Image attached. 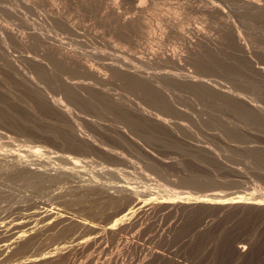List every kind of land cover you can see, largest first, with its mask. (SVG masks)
Returning <instances> with one entry per match:
<instances>
[{
    "label": "rangeland",
    "instance_id": "obj_1",
    "mask_svg": "<svg viewBox=\"0 0 264 264\" xmlns=\"http://www.w3.org/2000/svg\"><path fill=\"white\" fill-rule=\"evenodd\" d=\"M11 1L13 2V0ZM51 1L50 0H31L28 3L30 4L29 6L28 4L27 5L22 4L24 6L23 7L20 3H14L16 5L12 6V2L8 3L10 2V0L9 1L0 0V91H3L0 93V153L4 154V155L2 154L1 155L5 158V160H19V159L28 158L29 161L32 160L30 161L31 163L32 162L35 163L36 160L38 162L39 161L37 158L38 156L34 154V150L37 147L38 148L41 147L42 146L41 142L44 141V144L45 142H47L45 145L43 144L44 147L46 145L50 146L52 144L51 147L53 148V149H50L51 147H48L52 153L48 154L47 155L48 157H46V161L48 162V164L52 162L50 166H54V165L63 166L64 165V167H66V164L68 165V163H67V160L66 162L64 161L65 155L66 156L69 155L70 157L78 156L80 158L89 160L88 165L91 166L90 168V166L87 165L85 170L83 169L84 171L82 170L83 172L82 173L80 172V174H83L81 175V177H84V175L88 177V176H91L92 174L93 175L96 174L95 176H97V178H100L102 180H104V178L106 179L107 177L108 178L110 177L112 181L114 180L113 185L118 184L125 188L136 187L137 191L142 195L153 196L157 194V196L159 195L158 197H161L162 195H163L162 197H164L165 195L166 199L169 197L172 198L174 196L193 197V198H198L201 200H210L215 203H218V202H224V201H231L236 196H243L245 198H249L255 195L257 192H260L261 189H262L261 191L264 190V169H263L264 168L263 166L264 165V160H263L264 152H262L264 151V118L261 116L262 113H264V77H263L264 76L263 74L264 72V12H262L264 10V0H144L145 1L144 4L146 5L147 10L145 11L143 15L141 13L140 14L142 16V19H141L142 24L145 23L146 26L142 25L140 22V25L136 29H134L135 31L132 30L135 33L132 31L131 32L128 31L127 35L125 33L119 32V29H120L119 27L123 23L122 22L123 20L121 19H124L125 17L137 16V14L139 15V12L136 10V6L142 0H115L116 3L112 1L114 5L111 1H109V6H112V5L117 6L118 10H120L119 15H116L115 13L113 14L111 11L106 10L107 8L105 7V5L100 4V7L102 6L100 8L99 3L94 0H89V2H87L88 0H72V1L71 0H63V1L61 0L62 2H59L60 0H58L57 2H54V0H51ZM75 1H78V2H75ZM90 1H93L95 4L93 3L92 5L91 4L92 2ZM53 2L54 4L57 3V6L54 5ZM66 2H68L69 4ZM66 4L68 5L66 6ZM76 4L78 5L76 6ZM63 6H66V7H63ZM56 8H57V11L58 10L61 11V16L63 15L62 18H64L62 20L67 21L68 23L70 22L69 24L65 23L64 21L62 23L61 19L56 21L58 18L54 16V14L55 13L58 14V13L57 11L53 12V10H56ZM63 10H65V12L67 10V12L65 13ZM105 10H106V13L104 12ZM256 10H258V12ZM107 13L110 17L107 15ZM260 13H262V15ZM104 14L106 15L104 16ZM120 15L122 16L119 17ZM53 16L55 17V19H52L54 18ZM65 16L67 17L70 16V17L68 19L66 17L65 19ZM116 17L117 18L119 17L121 19L117 20ZM119 22L121 23V25ZM54 23L55 24L57 23L56 26L59 24L58 27L59 26L60 27L58 28L56 26H51V24L54 25ZM70 24L71 26H69ZM66 25H68V28ZM73 25H74L73 27L74 29L72 28ZM55 27L58 29L56 30ZM64 27H66L65 28L66 31L63 29ZM8 29L10 30L12 29L18 35L27 34L28 36L33 31L34 33L32 34H36L35 35L36 37L32 39L34 35L32 36L30 34V36H32L30 38V41L31 39L33 43L35 41L34 45L32 46L30 41H29L30 44L29 42L26 44H22V43H19L20 41L17 42L18 40L15 41L16 39L14 41L10 40L9 42V39L7 36L3 37V35H7ZM59 29L61 31L63 30V32H61ZM198 29L202 30L203 32L205 31V33L207 32L206 34L209 37L213 38L215 36L214 37L215 39L217 37H218L217 39H220L221 37H223V35L226 36L221 39L225 38L227 41H229L230 46L228 45L226 47L224 45L225 46L224 47L222 46L223 44L222 45L220 44V46L218 45L219 47L217 46V48L214 47L210 49L211 47L210 48L208 47L209 49L208 48L206 49V51L208 50V52H206L205 50L204 51L202 50L201 55H198V57L193 54L191 55L190 53L191 49L189 50L188 48H190L189 45H193L192 41L194 42L195 40H197L195 32L198 31ZM70 30L71 31L74 30L75 32L73 31L72 33L70 32L71 34L70 33L68 34V31ZM116 33L119 35H117ZM73 34L75 35L72 36ZM122 34H125L124 35L125 37L121 36ZM37 35L39 37H37ZM160 35H162V37ZM48 36L50 37L48 38ZM62 36L63 38H65L64 40H66L68 43L71 42L72 44L70 45L69 43L68 46L66 47V49L69 48L68 50L72 51V52L67 53V56H69L68 59L71 57L76 60V63H74L73 66L70 65L72 67L69 66L70 68L67 65H65V63L63 64L61 60H59L60 59V56H58L59 55V50H58L59 45H58V42L56 41L61 39ZM65 36H68V38L71 41ZM73 37L77 39L78 41H76ZM53 38L54 39L57 38V40H53ZM72 39L75 40V43H72ZM140 39H142L143 41ZM47 40H49L50 42ZM234 40H235V43H233ZM46 41L48 43H46ZM189 41L191 42L189 43ZM236 41L243 42V44L242 43L241 44L245 47V49L244 50L238 49L236 47V43H237ZM41 42H42V45H41ZM78 42L82 44L81 45L77 44ZM132 42L133 44H131ZM56 43H57V46H56ZM27 44H29L28 48L32 46L30 50H28ZM43 44H45V46ZM46 44H47V47H46ZM139 45L141 46L140 48H139ZM231 45L233 48H231ZM50 46H53V47H50ZM79 46H81L80 49L78 48ZM23 47H25L28 50V52ZM229 47L231 49H229ZM54 48H56V51ZM42 50L43 51L47 50V51L46 53L45 52L42 53ZM49 50L51 54L48 53ZM161 50L162 52L166 51V53L168 52L171 53L172 50L174 51L177 50L178 53H181V56H183V53L184 54L186 52L187 53L185 54V56L182 57L181 62L183 64L181 63V65L179 66L176 64L173 65L174 67L176 66V68L171 66L173 63L169 62L170 63L169 65V63L165 64L164 61H162V65L163 64L164 65L163 66L161 65V66L164 68H162L159 65L161 64V62L160 63L152 62L156 64H154V66L152 64H148L149 66L151 65L150 66L151 68L145 64V66L143 67L144 70L151 72V73H155L157 75H160L159 73H161V75L165 73L167 74L168 71H170L169 73H173V72L178 73L179 71L182 73L183 72L188 73L189 71H192V70L193 72H196L198 70V72H200L202 75L204 74L208 75L207 78H209L210 76L209 79H213V80L217 79V81L220 80V83H223L224 85L229 86V87L231 86L232 89L236 88V89H233V91H236L237 95L239 94L238 95L239 97H243L245 98V100L247 99V101H250V98H251L250 102L252 104H255L257 108L259 107L258 110L261 109L260 107H263V109H261L263 111L259 110L261 112L260 113L261 115L259 114V112H258V115H255V112L252 111L250 107H248L250 109L247 108L248 113H246L247 112V110L245 109L246 106L243 104H241L240 106L239 103H237L235 100H232L231 98L230 99L232 101L229 98L225 99V97L223 98L224 100H220L219 98L222 99V97H220V94L217 95L216 93L217 95L216 97L214 96L215 93L212 94L209 91H207L208 94L211 93L210 96L213 95L214 98L212 96L209 97L207 92L205 93L203 92V94H206V95H203L201 93L200 96H198L194 94L196 92L195 89L191 88L192 90H194L193 92L191 89H190L191 91L188 89L189 87L184 86V87H187L188 90H186L180 84H176L173 82L172 83L166 82L167 84L171 85V87L170 85H168L169 86L168 92L170 90H173L174 94L177 97L176 98L173 92L170 91V93H168L172 97V102L171 101L170 102L173 103L174 101L175 102L177 101L176 103H173L176 105L174 111L177 112V110L182 108L184 110V114H182L183 113L182 109H181L182 111L179 110V112L174 113V111L172 110L174 106L170 105L171 104L170 102L166 103V101H164L165 102L164 104L162 102L158 103L159 105L156 103L158 107L160 106V104H162L161 105L162 108L164 106L165 109L163 108V112H162V109H159L158 107H156L155 106L156 104L154 105L153 100L151 99L148 100L149 102L153 101V105H152L153 107H152L151 106L152 102L148 103L147 100L144 101V99H147V98H145L143 95L141 96L140 93L136 92L135 94L136 90L132 89L131 87H128V85L126 84H123L122 81L120 82L119 78L116 77V80L118 79L117 81L113 80L115 77H112V75H110L111 73L108 70V68L105 67L106 65L104 62L107 60L105 59V57H112V55H117V56L121 55V56L127 57L128 59H132V60H136V59L150 60V58L153 56L152 55L153 52H159V51L161 52ZM221 50H222V53H221ZM242 52L248 55H245ZM47 53L50 54V56ZM27 54L29 56H27ZM41 54L44 55L43 60L42 59L37 60V58H42ZM198 54H200V52ZM215 54L216 56H214ZM188 55H191L190 56L191 58L192 56H194L192 59L196 57L195 58L196 60L193 61L192 59L188 57ZM244 55L246 56L245 58H244ZM24 57L25 58L27 57V58L25 59ZM28 57H35L36 59L33 58L34 59L33 60ZM202 57L204 60H199V59H202ZM247 57L252 61L250 62ZM250 57H252V59ZM46 58H49V59H46ZM54 58L55 60L57 59L59 61L58 62L56 60V62H58V63H55L56 65L58 64L56 67H54L55 64H53L55 62ZM221 58H223V60ZM241 58L243 60V63L245 64H243L240 61ZM28 59L31 60V63H30L31 65H34L36 62L37 63L40 62V64L44 62L43 64L45 65H50V66L53 65L51 67L53 69L51 70V72H48L50 70L47 71V69L45 67L43 68V66L41 65L40 67L37 66L36 68L35 66L37 64H35L34 67H32L30 64H28L29 63ZM52 59H53V63H51ZM206 59L207 61L204 62ZM245 59H247L248 62L247 60L245 61ZM47 61L50 62V64H48ZM218 61L219 62L221 61L220 62L221 65L219 64ZM32 62H34V64ZM82 62H83V65H88V63L90 62L89 65L96 66V68L99 67L98 70L100 69V66H101L100 70L103 71V73L105 71H106L105 73H108V77L110 81L108 80L107 83L109 85L110 83L111 84L115 83V84L113 86L104 84L106 86H103L101 83L97 82L96 79H94V81H91L92 78L94 77L90 76V74L89 76H86L87 78H85L84 76L87 73L84 72L85 69L82 66ZM77 63L78 64L81 63V64L78 65ZM247 63H251V65ZM60 65H62V67L65 65L66 68L64 69L65 70L67 69V70L65 71L64 69H62V67H59ZM155 65L159 68H157ZM194 65H196V67ZM254 65L256 66L254 67ZM177 66L179 67V69H180V66L183 67L184 69L182 68L179 70L177 69L178 68ZM103 67L106 69H104ZM226 67L228 69H226ZM33 68H36V69L32 71ZM41 68L45 69V71L47 72L44 74L42 73L43 76H41L42 74L40 75V73L43 72V71H40V70H43ZM37 69L38 70L40 69V70L38 71ZM59 69L63 71H60ZM81 69L82 71L83 70L84 71L83 72L80 71ZM257 69H260L259 70L260 72ZM36 70L38 73L40 72L38 74L40 78L37 75V72L33 73ZM252 70L254 71L251 73ZM262 70L263 72H261ZM64 71L65 73H60ZM80 72H82L83 75ZM66 73L70 76L74 74L75 80L73 79L72 80L73 81L77 80L76 81L77 84L80 83L82 86L85 83L84 89H86V87L90 85L91 82H92L93 88H90V90L94 89L95 88L94 86H96V88L99 87V88H104L106 90H109L110 87L117 88L120 85L119 86L120 89L112 88L113 91L112 90H109V91L114 92V91H118L119 89L118 92H120L119 93L120 95L117 92H116L117 94L116 93L115 94L120 97L122 95L125 96V97L122 96L121 98L119 97L121 99V102L122 100L124 102L127 101L128 103H124V102L122 103L124 105L127 104L125 106H128L129 108L133 107V110H135L134 112H136L137 115L140 114L139 116L141 117L138 116V122L131 124L129 123L127 116L124 117V115H121V114L119 118V114L116 113V111H113L112 107L109 106L108 108L107 107L108 104L103 103L102 101L101 102L99 101L100 102L99 103L98 102L99 99L98 100L95 99L96 101L94 99L93 101L88 100L87 101L88 104H86V100L85 102L84 100H82L81 103H79L81 100L79 98L80 100L77 102L76 101V99L78 100L77 96L75 97L76 98L75 99L74 97H72L74 96V95H71L72 93L70 94L71 96L69 95L70 91H68L64 85H63L64 86L63 88L61 87L62 86V82H61L62 76L61 78L59 76L66 74ZM77 73L79 74V76ZM35 74L37 75L38 78H36ZM50 74L53 76H51ZM76 75L79 77V79L82 78L83 80L82 79L79 80ZM27 76L34 77L33 79L35 80L37 79V82L40 85V87L42 86L41 88L45 89L50 97L52 98L55 97L54 99L56 98L60 99L67 106L71 105L70 107L73 109V113H77V114H73L74 116L73 118L75 122L78 124L82 122L81 124L82 125L84 124L83 126L87 134H89L90 136V133H91L92 135L91 137H94L99 144L102 145V142H103V145H102L103 147H108L109 145V149H112L114 145L113 149L117 151L118 153H120L125 158L124 162L126 163L122 162V160L120 162V160L116 158L115 160L113 157H112V160H110L111 157L109 158V156L103 155L98 150L97 151L92 150V153H91L90 151L91 149H89V152H90L89 154L88 149H87L83 152L82 151L78 152V154H80L78 155L76 151H74L73 149L69 150L70 148L68 146L65 147L66 145L60 143V141L56 142L55 138L57 137H54V136L55 135L60 136L61 132L63 131L62 127L64 125L68 126L69 123L65 120H64L65 122H63V120L60 117H58V115L54 114L50 109H48L49 107L48 108L46 107L44 101L40 102L39 99H42L41 97H38V95L40 96V93L37 94L36 91L35 93H33L34 90L27 83ZM38 79H42V80L40 81ZM81 82H84V83H81ZM117 82L119 83V85ZM227 82H230V83H227ZM26 84H28L29 86ZM121 85L127 86V87H123ZM178 85L182 87L183 89L181 88L180 90L179 89L180 87H178ZM89 87H91V85ZM121 87L123 89H121ZM28 88L29 89L31 88L33 91L32 90L27 91ZM172 88L177 89L178 92L174 91V89ZM62 90L66 92H63ZM127 90H129L130 92L134 90L133 92L135 94L136 100L135 99L132 100L134 98V96L132 95L134 94L127 92ZM122 92H124L125 94H123ZM191 92L193 94H189ZM62 93L67 94L66 96L68 97L66 98V96L63 95ZM171 93L173 94L176 100L173 99L174 97L172 96ZM35 94L37 95L36 97L38 98L35 97ZM126 94H128V97L132 98L129 100L130 102L127 100L129 98L128 97L126 98ZM137 94H139V96H137ZM201 95H203L204 97L203 96L201 97ZM7 96L9 98H6ZM221 96H224V95H221ZM61 97H63L64 99H61ZM70 97H72L73 99ZM140 97H142L143 100L140 99ZM15 98L17 99L15 100ZM65 98L66 99L69 98V99L65 100ZM35 100L37 101V103H35L36 102ZM70 100L71 101L73 100L72 103L70 102ZM228 100H230V102H227V104L224 103L225 101H228ZM254 100L257 102H255ZM135 101L138 103L141 102L140 104L142 106L137 105L138 103H135ZM178 101L181 103V105ZM68 102H70L69 105L67 104ZM73 102H77V103L74 105ZM231 102L237 103L236 108L239 106L241 108L243 105L246 111L243 110L242 108L241 110H239L240 108L236 109L235 105L234 104L232 105ZM33 103L36 104V107ZM40 103L41 104L43 103V104L41 105ZM130 103L132 104L135 103L136 105L135 104L132 105ZM144 103L149 104L150 106L146 104L145 106L143 105ZM84 104L85 106H87L86 108H83ZM98 104L100 105L98 106ZM76 105L78 106L76 107ZM166 105H169L168 106L169 109H171V107L172 109L168 110V107ZM177 105H180L179 106L180 108L178 107L177 109ZM33 106L35 107V109H33ZM143 106L145 110H142ZM154 106H155V109H154ZM106 107L108 109L110 108L111 109L109 111H106L108 110L106 109ZM134 107L136 108L134 109ZM84 109H86L88 113H86ZM147 109L151 113L148 112ZM83 110L85 114L83 113ZM140 110H142L144 113L142 112L139 113ZM168 111H171V113H169ZM239 111H243L245 114ZM145 112H147L146 114L148 115L150 113L151 119L154 117V115L155 116L157 115L156 116L158 117L157 119L154 120V118H156L154 117L151 120L152 122H156V123L159 122L157 124L153 123L156 126L157 125L159 126L160 122L163 124V120H164L163 118H165V115L168 116V114H170L173 116L171 117L169 115L168 118L166 116V119H165L166 124H163V125L161 124L162 126L160 125L159 127H156L154 129L151 121L144 120L146 116ZM251 112L252 113L254 112V114L252 115ZM157 113H160V114H157ZM4 114H7V115H4ZM116 114H118L117 119H120L119 122L121 121L120 122L121 125H119L120 123L116 120ZM249 115H252V116H249ZM79 117L81 121L77 119ZM86 117L87 119L90 118V120L86 119L87 124L84 122ZM125 119H127V121ZM122 120H125V122ZM142 120L146 121V123H143L144 126L148 125V128L144 127L145 129H148V132L146 131L147 134L146 132L144 133L145 129H143V124L139 122V121L142 122ZM167 120H169V122L171 121L170 122L171 125L168 124L169 122ZM88 121L90 124H92L90 125L91 129H90V126L88 125ZM115 122H118V123H115ZM60 123L64 125L62 126ZM126 123L129 125V127H127L128 125L127 126L125 125ZM137 123L138 124L140 123L142 125V127H140V130H143L142 132L146 134L145 136L144 134L141 133V131L138 132L139 128H135L137 126L138 127L140 126V125H137ZM147 123H151L152 125L147 124ZM122 124H124L125 126ZM167 124L170 127H173V125L175 124L176 127H173L172 129L170 127H167L168 126ZM99 126L100 127L105 126L108 129H106L105 127L104 128L102 127L99 129ZM130 126L134 130L131 129ZM123 127L128 130L126 134H128L127 136H129L127 137L128 140L131 138L129 141L127 140L126 136H123L125 133V131L121 129ZM162 127L164 129L168 128L169 130L167 129L166 131L169 133H166L165 130L162 129ZM34 128L36 129V131ZM109 128L111 130H109ZM157 128L161 129L160 130L161 135L159 134L158 132L159 129ZM42 129H44L43 133L46 131V129L49 131V132L48 131L45 132L47 134L44 133V137L46 138V140H42V139H45L41 131ZM95 129L98 131H96ZM53 130H54L53 132L54 134L51 132ZM58 130L60 131V133ZM94 130H95V133H94ZM107 130L108 132H106ZM121 130L123 131V133H120L122 132ZM135 130L137 131V133ZM175 130L176 131L179 130L178 132H176L177 134L176 133L173 134ZM99 131L101 134L99 133ZM131 131H135L134 135L132 136L130 135V134H133V132ZM150 131L151 133L149 134ZM153 131H155V133H157L158 135L154 134ZM36 133L38 134L35 135ZM55 133H57L58 135ZM96 133H98V136ZM111 133L112 135L114 134L115 135L114 136L109 135ZM138 133L142 134V135L140 134L141 135L140 137L141 138L144 137L143 139L147 138L148 134H149L148 137L150 136L153 137L155 135L154 136L155 138L153 137L154 139H152L150 137V139L149 138L145 139V140H150V142L147 144L148 141L147 142L145 140L142 141V139L139 138V136H137ZM162 133H165V135L167 134L169 136L167 137V135L165 136ZM170 133H172V135ZM116 134H119V135H116ZM108 135H109V138L111 139L108 138ZM34 136L36 137L39 136V137L36 138ZM115 136H117V138ZM124 137L126 141L123 139ZM101 138H104V140L105 138H107L106 139L107 142L106 140L102 141L103 139L101 140ZM114 138L116 139L114 140ZM135 138L138 140L137 142ZM49 140H52V142ZM100 141L102 142L100 143ZM127 142H130L129 143L130 145ZM138 142H141V143H138ZM131 143H134V144L132 145ZM53 144H56V146H54ZM141 144H143V146ZM194 144L195 145L197 144L196 145L197 148ZM63 145L65 149H62L64 148L62 147ZM138 146H141V147H138ZM200 146H203L202 147L203 149L199 148ZM255 148L256 149L259 148V149L256 150ZM58 149L63 150V151L65 150V151L59 152ZM260 149H263V150H260ZM28 150L33 153L31 157H30L31 152H29ZM209 151L210 152L212 151V153H210ZM69 152L72 154H70ZM58 153L59 155H57ZM50 156H52L53 158L52 157L50 158ZM55 156L57 157L59 156V158L57 157L56 158L57 160L59 159L61 161L59 160L57 161L56 159H54ZM256 156H258V158H256ZM35 157L37 159H34L35 161H33L32 158H35ZM60 157H63V159H61ZM106 157H108L109 160H107ZM4 158L0 159L1 166L5 161ZM48 158L50 160H48ZM113 159L115 160V162ZM261 160L263 161L261 162ZM93 161H94V164L92 163ZM2 167H0V192H1L0 194V264H20L23 260L24 261L26 259L30 260L32 259L33 256L35 258V255L37 256V254H38L37 257L41 255H47L50 253V251L52 253H55L56 255L54 256L55 260L53 258L54 262L51 261L52 259L51 260L49 259V261L46 260V262L42 261L41 264H44V263L45 264H264V232H262L263 231L262 226L264 224V217H263L264 215L262 213H259V214L251 213V211H247V210L237 212L235 210H227V209H223L220 207L210 208V209L198 207V208L184 209V210L180 209L176 211H169V210L165 211V209L163 210L158 209V210H155L156 212L148 211V213H144L143 215H141L140 219L138 218L139 220L136 221L138 222L137 223L138 225H136L135 222L132 224L133 227L129 225L128 226L129 229H127L128 231H126L125 229L124 230L125 232L121 233L122 235L121 237H118L120 234L115 236L117 238H115L114 236L110 237L109 235L105 234V231L103 229L102 230L100 229L97 232H92V230H90V232L92 233L91 234L89 231H86L79 227L73 228V226L71 227V225L66 226V229H65V226L63 227V225L60 224V221H58L56 217L51 215L52 212L61 210L67 215H70V216L74 215L73 217L79 218L86 222L88 221L89 223L91 222L90 224L93 223V225H97V226L101 225L100 227H103L107 224L115 223L114 222L115 219L117 217L120 218L122 216L121 206L117 204L115 206L113 205L114 203L111 204L109 202L110 200H106V199H103L104 201H106V202H103V200L101 198L99 199V197L89 198V201L91 199L90 202L87 200L88 198L80 199V200L79 198H76V199L73 198L74 200L73 199L71 200L70 199L71 197H69V195H67L66 197L65 196L63 197L62 194L64 193V191L60 193L59 190L62 188L61 189L62 191L64 186H66L68 189L70 187L71 189L72 186L76 183L75 181L78 180V178H76L77 180L73 178L68 179V180L67 179L60 180L61 182L58 181L56 182V184H54V182L52 183V182H43V181L33 183V182H28V180L25 181L24 179L18 176H14L11 174L8 175V173L5 176V171L3 170ZM117 170H119L118 172L120 174L117 172ZM88 171L90 173H87ZM12 180L15 182H13ZM24 181H25V184H24ZM58 183H60V186ZM66 187H64V190H66ZM54 189H55V192L53 191ZM30 193H34V194H30ZM31 196H33L34 199ZM43 196L46 198H44ZM66 198H68V200ZM56 199H58V201ZM61 199L62 201H60ZM97 199H99L100 202ZM78 200H79V203H78ZM73 202L76 204H74ZM64 203L68 207L64 206L63 205ZM35 206L36 208H34ZM41 207L45 209L41 210ZM47 208L48 210L45 211ZM38 209L40 213L39 212L36 213ZM31 210L33 211L35 210V211L33 212ZM43 212L45 214H43ZM31 213L34 215H32ZM38 213L39 215L37 216ZM47 213H51V214L46 215ZM40 214H43V215H40ZM260 214H262V217ZM35 216H37L38 218L36 219ZM40 216L42 219L44 218L45 221L44 220L42 221V219L40 220L39 219ZM47 216H50V217H47ZM51 216H53L54 218ZM34 219L35 221L38 219L39 220L38 222L37 221L35 222ZM47 221L49 224L47 223ZM49 221L53 223L54 221H58L59 223L57 224V222H55L56 224L52 223L51 225V222ZM37 223L39 224L36 225ZM58 227H60V229ZM26 231L27 232L29 231L30 235L29 233H27L26 235L25 234ZM20 234H25V235H20ZM98 234L100 235L99 236L100 238L98 237ZM23 236L24 238L26 236V239H25L26 241H27V238L30 240H28L29 242L22 241L20 244L21 245L24 244V246H21L19 244L20 245L19 246L20 250H19V247L15 244L17 240H20ZM59 236H62V237H59ZM14 237L15 238L17 237V240L15 239V242H13ZM30 237H32L33 239L31 240ZM75 237L76 238L78 237L80 241H84V242H86L85 239L90 238V239H87L88 241L86 242V245H87L86 248L88 250L86 248L80 249L77 251L75 250V251H72V253L75 252L73 254L69 252V254L66 253L63 256L61 255V257H59L60 256V255L58 256L59 249L62 248V246H66L67 244H69L67 243V241L72 240V239L74 240ZM9 242L10 244H8ZM88 242L90 244H88ZM249 242H251L250 245L252 247L249 245ZM241 243L247 245V247L249 245L248 247L249 250L246 253L247 255L245 254L244 256H242V259L240 258L241 257L240 255L239 257L237 256V253L235 251L236 246L238 244L240 245ZM6 245H10L13 247L15 246L17 249L15 247L14 248L9 247L10 248L9 250V248L7 247V251H6L5 250ZM17 250H18V253H17ZM13 251H16V252L13 253ZM27 257H29V259Z\"/></svg>",
    "mask_w": 264,
    "mask_h": 264
},
{
    "label": "bare ground",
    "instance_id": "obj_2",
    "mask_svg": "<svg viewBox=\"0 0 264 264\" xmlns=\"http://www.w3.org/2000/svg\"><path fill=\"white\" fill-rule=\"evenodd\" d=\"M9 1V0H8ZM29 1H31V0H13V2L10 0V2H8V3H11L12 2V6L13 5H16V4H14V3H20L21 5L23 4V5H27L28 3H29ZM51 1V0H50ZM58 0H54V2H57ZM63 1V0H62ZM61 0L59 1V2H62ZM72 1V0H71ZM94 1H96V2H98L99 3V7H100V4L101 5H105V7L107 8L106 10H109V11H111L113 14L115 13L116 15H119L120 13H119V11L120 10H118V8H117V6H113L114 5V3L112 2V1H114L115 3H116V1L115 0H94ZM109 1H111L112 3H113V5L112 6H109ZM52 2V1H51ZM54 2H53V4H54ZM75 2H78V1H75ZM83 2V1H82ZM87 2H89V0L87 1ZM90 2H92L91 4L93 5V1H90ZM144 0H142L140 3H138V5L136 6V10L139 12V15L137 14V16H132V17H125L124 19H121V18H119V17H121L122 15H120L118 18L116 17V19L117 20H123L122 22V25H121V23H120V29H119V32H122V33H125L126 35L128 34V31H132V30H134V29H136L139 25H140V22L142 21L141 19H142V16H141V14L143 15L144 13H145V11L147 10L146 9V5L144 4ZM66 3H68V2H66ZM74 3V2H73ZM79 3H81V2H79ZM19 4V5H20ZM58 4H60V3H58ZM69 4V3H68ZM68 4H66V6L68 5ZM86 4V3H85ZM84 4V5H85ZM95 4V3H94ZM97 4V3H96ZM22 5V6H23ZM30 4H28V6H29ZM54 5H56L57 6V3L56 4H54ZM65 5V4H64ZM78 4H76V6H77ZM60 6V5H59ZM66 6H63V7H66ZM21 7V6H20ZM24 7V6H23ZM53 7H55V6H53ZM61 7V6H60ZM62 7V8H63ZM73 7V6H72ZM102 7V6H101ZM100 7V8H101ZM150 7V6H149ZM148 7V8H149ZM58 8V7H57ZM57 8H56V10H53V12L54 11H57ZM79 8V7H78ZM90 8V7H89ZM93 8V7H92ZM96 8V7H95ZM99 8V9H100ZM60 9V8H59ZM64 9V8H63ZM66 9V8H65ZM77 9V8H76ZM80 9H81V7H80ZM83 9V8H82ZM150 9V8H149ZM263 9V8H262ZM84 10V9H83ZM86 10V9H85ZM98 10V9H97ZM102 10H104V9H102ZM106 10L104 11L105 13H106ZM259 10H261V9H259ZM64 12H65V10H63ZM108 11V12H109ZM257 12H258V10H256ZM66 12H67V10H66ZM65 12V13H66ZM71 12V11H70ZM73 12V11H72ZM89 12V11H88ZM262 12H264V10L262 11ZM57 13L58 14H54V16H56L58 19L56 20V21H58V20H62V19H64V18H62L63 17V15L61 16V11L60 10H58L57 11ZM141 13V14H140ZM254 13H256V12H254ZM122 14V13H121ZM135 14V13H134ZM149 14V13H148ZM261 15H262V13H260ZM106 14H104V16H105ZM107 15H108V13H107ZM53 16V17H54ZM79 16V15H78ZM77 16V17H78ZM109 16V15H108ZM129 16V15H128ZM66 17L67 16H65V19H66ZM70 16H68L67 17V19L69 18ZM102 17V16H101ZM107 17V16H106ZM110 17V16H109ZM112 17V16H111ZM144 17V16H143ZM105 18V17H104ZM115 18V17H114ZM123 18V17H122ZM145 18V17H144ZM52 19H55V17L54 18H52ZM73 19V18H72ZM71 19V20H72ZM108 19V18H107ZM147 19V18H146ZM145 19V20H146ZM115 20V19H114ZM166 20V19H165ZM63 21L64 20H62V23H63ZM113 21V20H112ZM112 21H111V23H112ZM163 21V20H162ZM53 22H55V21H53ZM53 22H51V23H53ZM65 23H68L67 21H64ZM72 22H74V21H72ZM165 22V21H164ZM61 23V24H62ZM70 23V22H69ZM68 23V24H69ZM114 23V22H113ZM162 23V22H161ZM169 23V22H168ZM177 23V22H176ZM57 24V23H56ZM56 24L54 23V25H52L51 24V26H56ZM60 24V25H61ZM72 24V23H71ZM71 24L69 25V26H71ZM74 24V23H73ZM117 24V23H116ZM141 24H142V22H141ZM149 24V23H148ZM171 24H172V22H171ZM59 25V24H58ZM58 25L56 26V27H58ZM142 25H145V23L144 24H142ZM62 26V25H61ZM64 26V25H63ZM67 26V28H68V25H66ZM76 26V25H75ZM146 26V25H145ZM161 26V25H160ZM159 26V27H160ZM163 26V25H162ZM165 26H167V25H165ZM169 26V25H168ZM173 26H174V24H173ZM55 27V29L57 30L58 28H56ZM74 27V25L72 26V28ZM115 27V26H114ZM117 27V26H116ZM152 27V26H151ZM51 28H53V27H51ZM65 28L66 27H64L63 29L65 30ZM71 28V27H70ZM69 28V29H70ZM142 28V27H141ZM140 28V29H141ZM144 28V27H143ZM163 28H165V27H163ZM204 28V27H203ZM60 29H62V28H60ZM59 29V30H60ZM74 29V28H73ZM170 29V28H169ZM174 29V28H173ZM178 29V28H177ZM202 29V28H201ZM58 30V31H59ZM148 30V29H147ZM162 30V29H161ZM61 31V30H60ZM66 31V30H65ZM64 31V32H65ZM74 31V30H73ZM73 31H68V34L71 32H73ZM77 31V30H76ZM118 31V30H117ZM135 31V30H134ZM134 31H132V32H134ZM138 31V30H137ZM141 31V30H140ZM143 31V30H142ZM195 31V30H194ZM61 32H63V30L61 31ZM75 32V31H74ZM116 32V31H115ZM32 33H34L33 31L30 33L32 36H30V34H29V36L27 35V34H23V35H18V34H16L12 29L10 30V29H8L7 30V35H3V37H5V36H7L8 37V39H9V42H10V40H15V41H17V42H19V43H22V44H26V43H28L29 41H30V38L32 37V39H34V37H36L35 35L36 34H32ZM56 33V32H55ZM60 33V32H59ZM58 33V34H59ZM67 33V32H66ZM70 33V34H71ZM77 33V32H76ZM135 33V32H134ZM141 33V32H140ZM162 33H164V32H162ZM207 33V32H206ZM205 33V31L203 32L202 30H199L198 29V31H196L195 32V34H196V39L197 40H195L194 42L192 41V43H193V45H189L190 46V48H188L189 50L191 49V51H190V53H191V55L193 54V55H196L197 57H198V55H201V51L203 50H205L206 51V49L209 47H211L210 49H212V48H214V47H216L217 48V46L219 45L220 46V44L222 45V46H228L229 45V41H227L225 38L224 39H221V38H223V37H226V36H224L223 35V37H221L220 39H215L214 37L212 38V37H209V36H207V34ZM222 33V32H221ZM225 33V32H224ZM4 34V33H3ZM117 34V33H116ZM125 34H122L121 36H124ZM143 34V33H142ZM145 34V33H144ZM185 34V33H184ZM194 34V35H195ZM214 34V33H213ZM75 34H73L72 36H74ZM78 35V34H77ZM117 35H119V34H117ZM182 35V34H181ZM209 35V34H208ZM215 35H216V33H215ZM227 35V34H226ZM133 36H135V35H133ZM132 36V37H133ZM137 36V35H136ZM161 37H162V35H160ZM211 36V35H210ZM221 36V35H220ZM37 37H39L38 35H37ZM50 36H48V38H49ZM53 37V36H52ZM65 37H67L68 38V36H65ZM125 37V36H124ZM127 37V36H126ZM129 37V36H128ZM147 37V36H146ZM195 37V36H194ZM41 38V37H40ZM44 38V37H43ZM42 38V39H43ZM72 38V37H71ZM74 38V37H73ZM122 38V37H121ZM159 38V37H158ZM183 38V37H182ZM32 39H31V44H32V46L34 45V43H35V41H34V43L32 42ZM65 38H63V36H62V38L61 39H59L58 41H56V42H58V47L60 48H58V50H59V55L58 56H60V59H59V57H58V59L59 60H61L62 62H63V64L65 63V65H67L68 67L70 66V65H72L73 66V64L74 63H76V60L75 59H73V58H69L68 59V57L69 56H67V53H69V52H72V51H69L68 49H66V47L68 46V44L70 43V45H72L71 44V42H67L66 40H64ZM69 39V38H68ZM67 39V40H68ZM75 39V38H74ZM72 39V43H75V40L76 41H78L77 39ZM125 39V38H124ZM133 39V38H132ZM143 39V38H142ZM142 39H140V40H142ZM161 39V38H160ZM35 40H36V38H35ZM51 40V39H50ZM53 40H57V38H53ZM70 40V39H69ZM130 40V39H129ZM12 41V42H13ZM47 41H49V40H47ZM46 41V43H48ZM71 41V40H70ZM80 41V40H79ZM143 41V40H142ZM30 42H29V44H30ZM50 42V41H49ZM52 42V41H51ZM147 42V41H146ZM188 42V41H187ZM191 41H189V43H190ZM231 42V41H230ZM233 42V41H232ZM237 42V41H236ZM14 43H16V42H14ZM137 43V42H136ZM141 43V42H140ZM161 43V42H160ZM191 43V44H192ZM233 43H235V40H234V42ZM243 44V42H241V41H238L237 43H236V47L238 48V49H241V50H244L245 49V47L242 45ZM21 44V45H22ZM29 44H27V48L29 47L28 45ZM52 44V43H51ZM77 44H80V42H78ZM82 44V43H81ZM80 44V45H81ZM131 44H133V42L131 43ZM139 44V43H138ZM142 44V43H141ZM188 44V43H187ZM20 45V46H21ZM41 45H42V42H41ZM44 46H45V44H43ZM75 45V44H74ZM32 46H30V48L32 47ZM48 46H49V44H48ZM56 46H57V43H56ZM218 46V47H219ZM224 46V47H225ZM230 46V45H229ZM247 46V45H246ZM22 47V46H21ZM46 47H47V44H46ZM46 47H45V49H46ZM50 47H53V46H50ZM54 47H55V45H54ZM80 47L81 46H79L78 48L80 49ZM135 47V46H134ZM141 46L139 45V48H140ZM23 48H25V47H23ZM30 48H28V50H30ZM41 48V47H40ZM161 48V47H160ZM208 48V49H209ZM222 48V47H221ZM220 48V49H221ZM231 48H233L232 47V45H231ZM230 47H229V49H231ZM248 48V47H247ZM26 49V48H25ZM44 49V50H45ZM50 49H52V48H50ZM55 49V51H56V48H54ZM27 50V49H26ZM28 50H27V52H28ZM68 50V51H67ZM136 50V49H135ZM186 50H187V48H186ZM233 50V49H232ZM237 50V49H236ZM47 51V50H46ZM46 51H43L42 50V53H46ZM74 51V50H73ZM157 51V50H156ZM173 51V52H172ZM171 51V53H166V51L165 52H162V50H161V52L159 51V52H153V56L150 58V60H147L146 58V60H143V59H136V60H132V59H128L127 57H124V56H121V55H112V57H105V59H107L104 63H105V67H107L108 68V70L110 71V75H112V77H115L113 80H116V77L117 78H119V81L121 82H123V84H126V85H128V87H131L132 89H134V90H136L135 91V94H136V92L137 93H140V95L142 96H144L145 98H147V99H144V101L145 100H153L154 101V105L157 103H160V102H162L163 104L165 103L164 101H166V103H168V102H172V97L170 96V94H168V93H170V91H172L173 92V90H170L169 92H168V85H170V84H167L166 82H173V83H176V84H180L182 87H184V86H187V87H189L188 89L190 90L191 88L192 89H195V95H198V96H200V94L202 93L203 94V92L205 93V92H207V91H209V92H211L212 94L213 93H215V95L214 96H216L217 97V95L218 94H220V97H222V99L221 98H219L220 100H224L223 98L225 97V99H227V98H231L232 100H235L237 103H239L240 104V106H241V104H243V105H245L246 106V110H247V112L246 113H248V109H252V111H254L255 112V115H258V112H259V114L261 113L260 111H263V110H261V109H263V107H260L261 109H259L258 110V108H257V106L255 105V104H252L250 101H251V98H250V101H247V99L245 100V98H243V97H239L238 95H237V93H236V91H233V89H236V88H231V86L229 87V86H226V85H224L223 83H220V80L219 81H217V79L216 80H213V79H209L210 78V76H209V78H207L208 77V75H205L204 73V75H202L200 72H198V70L196 71V72H198V73H200V74H198V73H196V72H193V70L192 71H189L188 73H186V72H176V73H169L170 71H168V73L166 74L165 72V74H163V75H161V73H159L160 75H157V74H155V73H151V72H148V71H146V70H144V66H145V64L146 65H148V64H152L153 66H154V64H156L157 62H161V64H159L160 66L162 65V61H164V63L166 64V63H173L171 66H173V65H181V60H182V57L183 56H185V54L187 53H183V56H181V53H178L177 52V50H172ZM196 51V52H195ZM210 51V50H209ZM213 51V50H212ZM228 51V50H227ZM226 51V52H227ZM235 51V50H234ZM26 52V53H27ZM52 52V51H51ZM54 52V51H53ZM200 52V54H198ZM206 52H208V50L206 51ZM247 52H249V51H247ZM246 52V53H247ZM251 52V51H250ZM48 53H50V50H49V52ZM47 53V54H48ZM78 53V52H77ZM189 53V54H190ZM210 53V52H209ZM216 53V52H215ZM221 53H222V50H221ZM223 53H224V51H223ZM235 53V52H234ZM242 53H244V52H242ZM51 54V53H50ZM50 54H48L49 56H50ZM53 54V53H52ZM204 54H206V53H204ZM230 54V53H229ZM228 54V55H229ZM238 54H239V52H238ZM245 54V53H244ZM42 55V58H37V60L39 59V60H43V54H41ZM40 55V56H41ZM56 55V54H55ZM70 55V54H69ZM74 55V54H73ZM191 55H188V57L190 58V59H192L194 56H192V58L190 57ZM210 55V54H209ZM224 55V54H223ZM237 55V54H236ZM243 55V54H242ZM245 55H248V54H245ZM244 55V58L246 57ZM27 56H29L28 54H27ZM76 56V55H75ZM74 56V57H75ZM78 56H79V54H78ZM214 56H216V54L214 55ZM219 56H221V55H219ZM238 56V55H237ZM250 56V55H249ZM253 56V55H252ZM45 57H47V56H45ZM52 57H54V56H52ZM52 57H50V58H52ZM73 57V56H72ZM77 57V56H76ZM150 57V56H149ZM187 57V56H186ZM204 57V56H203ZM203 57H202V59H199V60H204L203 59ZM208 57V56H207ZM229 57V56H228ZM25 58V57H24ZM27 58V57H26ZM25 58V59H26ZM28 58H31V59H33V58H35V57H28ZM55 58H57V57H55ZM55 58H54V63H53V59L51 60V63H53V64H55V63H58V62H56V60H55ZM78 58V57H77ZM140 58V57H139ZM196 58V57H195ZM192 59L193 61H195L196 59ZM211 58H212V56H211ZM218 58V57H217ZM227 58V57H226ZM240 58V57H239ZM238 58V59H239ZM248 58V57H247ZM251 59H252V57H250ZM36 59V58H35ZM46 59H49V58H46ZM149 59V58H148ZM215 59V58H214ZM222 60H223V58H221ZM249 59V58H248ZM29 60V63L28 64H30L31 63V60L30 59H28ZM27 60V61H28ZM34 60V59H33ZM32 60V61H33ZM79 60H81V59H79ZM221 60V61H222ZM247 59H245V61H246ZM254 60V59H253ZM46 61V60H45ZM87 61V60H86ZM167 61V62H166ZM207 61V59L204 61V62H206ZM220 61V62H221ZM236 61V60H235ZM238 61V60H237ZM242 63H243V60H242V58H241V60H240ZM244 61V62H245ZM249 61L251 62L252 60H250L249 59ZM255 61V60H254ZM43 62V61H42ZM48 62V61H47ZM81 62V61H80ZM85 62V61H84ZM152 62H156V63H152ZM219 62V61H218ZM220 62H219V64H220ZM240 62V63H241ZM247 62H248V60H247ZM33 64H34V62H32ZM44 63V62H43ZM43 63H41L40 64V62L39 63H35V64H37L35 67L37 68V66L38 67H40V65L41 66H43V68L45 67L46 69H47V71L48 70H50V71H48V72H51V70L53 69V68H51L52 66H50V65H45V64H43ZM90 63V62H89ZM89 63H88V65H83V62H82V66H83V68L85 69V71L84 72H86L85 74V78H87L86 76H89V74H90V76H92V77H94V78H92V80L91 81H94V79H96V81L97 82H99V83H101L103 86H106V85H104V84H108L107 83V81L109 80L110 81V79H109V77H108V73H103V71H101L100 69H101V66L100 65H98V66H100V69L98 70V68H96V66H93V65H89ZM170 63H169V65H170ZM196 63V62H195ZM209 63V62H208ZM214 63V62H213ZM238 63V62H237ZM253 63V62H252ZM34 64V65H35ZM39 64V65H38ZM43 64V65H42ZM48 64H50V62H48ZM62 64V63H61ZM78 64V63H77ZM81 64V63H80ZM80 64H78V65H80ZM92 64V63H91ZM183 64V63H182ZM243 64H245V63H243ZM247 64H250L251 65V63H247ZM254 64V63H253ZM31 65V64H30ZM34 65H31L32 67H34ZM58 65V64H57ZM56 64H55V66L54 67H56L57 66ZM64 65V66H65ZM78 65H77V67H78ZM94 65H96V64H94ZM164 65V64H163ZM162 65V66H163ZM197 65V64H196ZM196 65H194L195 67H196ZM221 65V64H220ZM220 65H219V67H220ZM223 65V64H222ZM30 66V67H31ZM62 67V65H60L59 67H62V69H64V68H66V66L65 67ZM72 66H70V67H72ZM151 66V65H150ZM149 65H148V67H150ZM156 66V65H155ZM161 66V67H162ZM165 66H167V65H165ZM177 66V67H178ZM198 66V65H197ZM214 66V65H213ZM218 66V65H217ZM224 66V65H223ZM222 66V67H223ZM253 66V65H252ZM256 65H254V67H255ZM67 67V68H68ZM69 67V68H70ZM81 67V66H80ZM80 67H79V69H80ZM157 67V66H156ZM167 67H169V66H167ZM174 67V66H173ZM185 67V66H184ZM200 67H201V65H200ZM36 68H33L32 69V71H34ZM43 68H41V69H43ZM75 68V67H74ZM104 68V67H103ZM151 68V67H150ZM149 68V69H150ZM157 68H159V67H157ZM162 68H164V67H162ZM174 68H176V66L174 67ZM183 67H181L180 66V69H182ZM241 68V67H240ZM248 68H250V67H248ZM78 69V68H77ZM76 69V70H77ZM104 69H106V68H104ZM177 69H179V67L177 68ZM179 69V70H180ZM184 69V68H183ZM198 69H199V67H198ZM219 69V68H218ZM221 69H223V68H221ZM226 69H228L227 67H226ZM256 69V68H255ZM38 70V69H37ZM37 70L35 71V72H33V73H36L37 72ZM40 70V69H39ZM38 70V71H39ZM60 70V69H59ZM65 70V69H64ZM67 70V69H66ZM65 70V71H66ZM70 70V69H69ZM71 70H72V68H71ZM243 70V69H242ZM258 71L260 70V69H257ZM32 71H30V72H32ZM40 71H43V72H39L40 73V75L43 73H47L46 71H45V69H43V70H40ZM57 71H58V69H57ZM56 71V72H57ZM60 71H63V70H60ZM65 71L64 72H60V73H65ZM79 71V70H78ZM77 71V72H78ZM80 71H82V69L80 70ZM82 71V72H83ZM108 71V72H109ZM225 71V70H224ZM254 70H252L251 71V73L253 72ZM55 72V71H54ZM75 72V71H74ZM82 72H80L81 74H82ZM247 72V71H246ZM249 72V71H248ZM260 72V71H259ZM261 72H263V70L261 71ZM38 72H37V75L39 74ZM69 73V72H68ZM72 73H73V71H72ZM256 73H258V72H256ZM43 74L41 75V76H43ZM52 74H53V72H52ZM70 74H71V72H70ZM76 74V73H75ZM78 74V73H77ZM262 74V73H261ZM263 74H264V72H263ZM36 75V74H35ZM37 75H36V78H38L37 77ZM45 75H47V74H45ZM44 75V76H45ZM51 75V74H50ZM49 75V76H50ZM83 75V74H82ZM81 75V76H82ZM259 75H260V73H259ZM39 76V75H38ZM51 76H53V75H51ZM61 76H62V80H61V82H62V88L65 86L66 87V89L68 90V91H70V93H69V95L71 94V95H74V96H72V97H78V100L76 99V101L78 102L80 99V102L79 103H81V101L82 100H84V102H85V100H86V104H88L87 103V101L88 100H90V101H93V99L95 100V99H99L98 100V102L100 101H102L103 103H107L108 104V108H109V106L110 107H112V109H113V111H116V113H118L119 114V118H120V114L121 115H124V117H126L127 116V118H128V121H129V123H135V122H138V116L140 115H137L136 114V112H134L135 110H133V107L132 108H129L128 106H125V105H127V104H123L122 102H124L123 100H122V102H121V97L123 96H117L116 94L118 93H120V92H118L119 91V83H118V87L117 88H119L118 89V91H114V92H112L113 91V89L115 88H113V87H110V89L109 90H112V91H109V90H106V89H104V88H96V86H94L95 88L94 89H91L90 90V88H93L92 87V82H91V87H89L90 85H86L87 87H88V89H87V87H86V89H84V85H85V83L84 82H81V83H84V85H82L81 86V84L80 83H78L77 84V80L76 81H73V80H75L74 79V74L72 75V76H70V75H68L67 73L66 74H63V75H60L59 77L61 78ZM77 76V75H76ZM75 76V77H76ZM78 76H79V74H78ZM77 76V77H78ZM201 76V77H200ZM83 77V76H82ZM264 77V76H263ZM262 77V78H263ZM34 77H30V76H27V83L30 85V87L34 90H32L31 88L29 89H27V91L28 90H32L33 91V93H35V91H36V93L38 94V93H40V96L38 95V97H41L42 99H39L40 100V102H43L44 101V103H45V105H46V107L48 108V109H50L54 114H56V115H58V117H60L62 120H63V122H65V121H67L68 123H69V125L68 126H65L64 124H61L62 126H60V127H62L63 128V131L61 132V135L59 136L57 133H55V134H57L58 136H54V137H57V138H55L56 140V142L57 141H60V143H62V144H64V145H66L65 147H69L70 149L69 150H74V151H76L77 152V154H78V152H83V151H85V150H87L88 149V152H89V149H91L90 151H91V153H92V150H98V151H100V153H102L103 155H105V156H109V158L111 157V159L110 160H112V157L115 159H119L120 160V162H121V160H122V162H124V160H125V158L120 154V153H118L117 151H115L113 148H114V145H113V148L112 149H109V145H108V147H103L102 145H103V142L102 141H105L107 138H105V140H104V138H101V140L102 141H100V143L102 142V145L101 144H99L98 142H97V140L94 138V137H91L92 135H91V133H90V136H89V134H87V132H86V130H85V128H84V124L82 125L81 123L82 122H80L81 120H80V117L79 118H77V119H79L80 121V124H78V123H76L75 122V120H74V116H73V114H77V113H73V109L70 107L71 105H69V103L71 102L72 103V101L70 100V102H68L67 104L69 105V106H67L66 104H64L63 103V101H61L60 99H58V98H56V99H54V98H52V97H50L49 96V94L46 92V90L45 89H43V88H41L40 87V85L38 84V82H37V79L35 80V79H33ZM39 78H40V76H39ZM53 78H55V77H53ZM217 78V77H216ZM16 79H18V78H16ZM43 79V78H42ZM42 79H38V80H42ZM46 79H47V77H46ZM59 79V78H58ZM73 79V80H72ZM77 79V78H76ZM78 79H79V77H78ZM82 78H80L79 80H81ZM112 79V78H111ZM22 80V79H21ZM26 80V79H25ZM52 80V79H51ZM55 80V79H54ZM83 80V79H82ZM86 80V79H85ZM112 80V81H113ZM118 80V79H117ZM116 80V81H117ZM39 81V82H40ZM95 81V82H96ZM21 82V81H20ZM25 82V81H24ZM76 82V83H75ZM96 82V83H97ZM232 82V81H231ZM58 83V82H57ZM88 83H90V82H88ZM98 83V84H99ZM110 83V82H109ZM227 83H230V82H227ZM23 84V83H22ZM28 84H26V85H28ZM59 84V83H58ZM87 84V83H86ZM94 84V83H93ZM115 84V83H114ZM114 84H111L110 83V85L109 86H113ZM232 84V83H231ZM25 85V84H24ZM28 85V86H29ZM64 85V86H63ZM97 85V84H96ZM101 85V86H102ZM100 86V87H101ZM102 86V87H103ZM108 86V87H109ZM116 86V85H115ZM121 86H123V85H121ZM82 87H83V89H82ZM123 87H127V86H123ZM170 87H171V85H170ZM173 87V86H172ZM178 87H180L179 85H178ZM182 87H180L179 89L181 90V88ZM187 87H184V89H186V90H188L187 89ZM25 88V87H24ZM113 88V89H112ZM117 88H115V89H117ZM174 88H176V87H174ZM174 88H172V89H174ZM65 89V90H66ZM121 89H123L122 87H121ZM128 89V88H127ZM171 89V88H170ZM183 89V88H182ZM191 89V90H192ZM134 90H132V92H130L129 90H127V92H130V93H133L134 94ZM190 90V91H191ZM238 90V89H237ZM63 91V90H62ZM121 91V90H120ZM125 91H126V89H125ZM174 91H177V89H174ZM189 91V92H190ZM193 92H194V90H192ZM239 91V90H238ZM1 92H3V91H0V93ZM6 92V91H5ZM4 92V93H5ZM63 92H66V91H63ZM116 93L115 95L114 94H112V93ZM126 92V93H127ZM178 92V91H177ZM181 92H183V91H181ZM198 92H199V94H198ZM123 94H125L124 92H122ZM176 93V92H175ZM210 93V94H211ZM216 93H217V95H216ZM239 93H241V92H239ZM63 95H67V94H64V93H62ZM135 94L134 95H132V96H134V98L132 99L131 97H128V94H126V98L128 97L129 99H127L128 101L130 100V99H132V100H134L135 99ZM172 94V93H171ZM173 94H174V92H173ZM173 94H172V96H173ZM189 94H193L192 92L191 93H189ZM207 94H208V92H207ZM210 94H208L209 95V97H213V95H211L210 96ZM6 95V94H5ZM9 95V94H8ZM70 95V96H71ZM120 95V94H119ZM130 95V94H129ZM175 95V94H174ZM194 95V96H195ZM203 95H206V94H203ZM203 95H201V97L203 96ZM221 95H224V96H221ZM242 95V94H241ZM33 96V95H32ZM37 95L35 94V97H36ZM137 96H139V94H137ZM11 97H12V95H11ZM34 97V98H35ZM38 97H36V98H38ZM68 96H66V98H67ZM72 97H70V98H72ZM120 97V98H119ZM123 97H125V96H123ZM174 97V96H173ZM175 97H176V95H175ZM175 97L173 98V99H175ZM204 97V96H203ZM245 97V96H244ZM247 97V96H246ZM6 98H9L8 96L6 97ZM65 98V100H68V99H66ZM80 98V99H79ZM177 98V97H176ZM208 98V97H207ZM214 98V97H213ZM248 98V99H249ZM11 99V98H10ZM17 98H15V100H16ZM61 99H64L63 97H61ZM73 99V98H72ZM75 99H74V101H75ZM140 99H142L143 100V98L142 97H140ZM203 99V98H202ZM201 99V100H202ZM205 99V98H204ZM230 99V100H231ZM8 100V99H7ZM12 100V99H11ZM124 100H125V98H124ZM136 100V99H135ZM139 100V99H138ZM176 100V99H175ZM181 100V99H180ZM230 100H228V101H225L224 103H226L227 104V102H230ZM231 100V101H232ZM257 100V99H256ZM36 101V100H35ZM96 101V100H95ZM153 101H150V102H152V104H151V106L153 105ZM255 101V100H254ZM77 102H73L74 103V105L77 103ZM83 102V103H84ZM98 102H96V103H98ZM99 102V103H100ZM130 102V101H129ZM143 102V101H142ZM149 101H148V103H150ZM170 102V103H171ZM177 102V101H176ZM175 101L173 102V103H176ZM179 102V101H178ZM253 102V101H252ZM255 102H257V101H255ZM259 102V101H258ZM12 103H14V102H12ZM31 103V102H30ZM35 103H37V101L35 102ZM66 103V102H65ZM78 103V104H79ZM82 103V104H83ZM93 103V102H92ZM124 103H128L127 101H125ZM135 103H138V102H136L135 101ZM134 103V104H135ZM141 103V102H140ZM140 103H138L137 105H139V106H142ZM173 103H171L170 105H172V106H174L173 107V109H172V107H171V109L174 111V109H175V104H173ZM180 103V102H179ZM232 103V102H231ZM237 103H232V105L234 104L235 105V108H236V106H237ZM11 104V103H10ZM16 104H17V102H16ZM34 104V103H33ZM39 104V103H38ZM37 104V105H38ZM41 104V103H40ZM43 104V103H42ZM41 104V105H42ZM102 104V103H101ZM130 104H132V103H130ZM134 104H132V105H134ZM146 103H144L143 105H145ZM157 104L155 105L156 107H158L157 106ZM230 104V103H229ZM31 105V104H30ZM35 105V107H36V104H34ZM44 105V106H45ZM73 105V104H72ZM90 105V104H89ZM100 104H98V106H99ZM104 105H106V104H104ZM103 105V106H104ZM129 105V104H128ZM136 105V104H135ZM146 105H149V104H146ZM145 105V106H146ZM159 105V104H158ZM161 105L162 104H160V106L158 107L159 109H162V112H163V108H164V106H163V108L161 107ZM180 105H181V103H180ZM180 105H177V109H178V107L180 106ZM184 105V104H183ZM243 105H242V109L243 110H245L244 109V107H243ZM258 105V104H257ZM16 106V105H15ZM78 105H76V107H77ZM84 107L83 108H86L87 106H85V104L83 105ZM102 106V107H103ZM130 106V105H129ZM150 106V105H149ZM155 106H154V109H155ZM167 107L169 106V105H166ZM240 106L239 107H237V108H240ZM259 106H261V105H259ZM11 107V106H10ZM27 107H28V105H27ZM35 107L33 106V109H35ZM91 107H92V105H91ZM106 107V109H108ZM131 107V106H130ZM138 107V106H137ZM153 107V106H152ZM166 107V108H167ZM248 107H250V108H248ZM12 108V107H11ZM16 108V107H15ZM45 108V107H44ZM46 108V109H47ZM79 108H80V106H79ZM136 107H134V109H135ZM139 108V107H138ZM137 108V109H138ZM150 108V107H149ZM148 108V109H149ZM180 108V107H179ZM236 108V109H237ZM241 108L239 109V110H241ZM248 108V109H247ZM29 109H30V107H29ZM37 109H38V107H37ZM40 109V108H39ZM104 109H105V107H104ZM111 109V108H110ZM110 109H108V110H106V111H109ZM148 109H147V111H148ZM165 109V108H164ZM171 109H169V107H168V110H171ZM182 109V108H181ZM181 109H179L180 111H182ZM234 109V108H233ZM76 110H78V109H76ZM80 110H81V108H80ZM85 111H86V109H84ZM84 110H83V113L85 114V112H84ZM142 110H145L144 109V106L142 107ZM142 110H140L139 111V113L140 112H142V113H144ZM151 110V109H150ZM157 110V109H156ZM179 110H177V112H179ZM245 110V111H246ZM11 111H13V110H11ZM15 111V110H14ZM29 111H31V110H29ZM32 111H34V110H32ZM112 111V112H113ZM165 111V110H164ZM167 111V110H166ZM172 111V112H173ZM185 111H186V109H185ZM77 112V111H76ZM112 112H111V114H112ZM138 112V111H137ZM148 112H150V111H148ZM154 112H155V110H154ZM154 112H152V113H154ZM161 112V113H162ZM169 113H171V111H168ZM168 112H166V113H168ZM176 111H174V113H175ZM176 112V113H177ZM239 112H243V111H239ZM254 112L252 113V115L254 114ZM256 112H257V114H256ZM15 113H17V112H15ZM30 113H32V112H30ZM79 113V112H78ZM86 113H88L87 111H86ZM147 112H145V119L144 120H149V121H151L154 117H156L155 115H154V117H153V115H152V119H151V115H150V113H149V115L148 114H146ZM165 113V114H166ZM182 113V112H181ZM244 113V112H243ZM9 114V113H8ZM12 114H13V112H12ZM11 114V115H12ZM115 114V113H114ZM118 114H116V120L119 122V120L120 119H117V115ZM154 114H156V113H154ZM157 114H160V113H157ZM173 114V113H172ZM179 114V113H178ZM182 114H184V110H183V113ZM182 114H180V115H182ZM245 114V113H244ZM243 114V115H244ZM250 114V113H249ZM263 114L264 113H262V117L264 118V116H263ZM4 115H7V114H4ZM163 115V114H162ZM169 115L170 114H168V116L167 115H165V118H163V119H161V120H163V124H166V121H165V119H166V116H167V118L169 117ZM176 115V114H175ZM174 115V116H175ZM179 115V116H180ZM190 115V114H189ZM252 115H249V116H252ZM13 116H15V115H13ZM85 116V115H84ZM89 116V115H88ZM115 116V115H114ZM144 116V115H143ZM142 116V117H143ZM158 116H160V115H158ZM171 117L173 116V115H170ZM76 117H77V115H76ZM81 117H82V115H81ZM123 117V116H122ZM139 117H141V116H139ZM162 117H164V116H162ZM161 117V118H162ZM89 118V117H88ZM144 118V117H143ZM143 118H141V119H143ZM158 117H156V118H154V120L155 119H157ZM76 119V118H75ZM82 119H84V118H82ZM87 117L85 118V123L87 124V120H90V118L89 119H87ZM65 120V121H64ZM126 121H127V119H125ZM125 120H122V121H124L125 122ZM139 120H140V118H139ZM146 121H143L142 120V122L141 121H139L140 123H146ZM158 121V120H157ZM160 121V120H159ZM164 121H165V123H164ZM168 122H169V120H167ZM83 122V123H84ZM91 122V121H90ZM118 122H115V123H118ZM121 122V121H120ZM119 122V123H120ZM152 122V121H151ZM171 122V121H170ZM168 123V124H170L171 125V123ZM231 122V121H230ZM138 124L137 123V125H140L139 127L137 126V127H135V128H139V130H138V132H140L141 131V133L142 134H144L146 131L148 132V129H145L144 127H147L148 128V125L146 126H144V124H143V129H145L144 130V133L142 132L143 130H140V127H142V125L141 124ZM153 123H156V122H152V124ZM157 123H159V122H157ZM156 123V124H157ZM173 123V122H172ZM234 123V122H233ZM59 124V125H60ZM147 124H151V123H147ZM151 124V125H152ZM162 123L160 122V125H161ZM162 124V125H163ZM167 124V125H168ZM88 125L90 126V125H92V124H90L89 123V121H88ZM96 125V124H95ZM94 125V126H95ZM118 125V124H117ZM119 125H121V123L119 124ZM122 125H124V124H122ZM126 126L128 125L127 123L125 124ZM124 125V126H125ZM154 125L155 124H153V128L155 129L156 127H159L158 125L156 126L155 125V127H154ZM161 125V126H162ZM175 125V124H174ZM173 125V127H176V125L174 126ZM236 125H237V123H236ZM97 126V125H96ZM95 126V127H96ZM166 126V125H165ZM231 126V125H230ZM57 127V126H56ZM59 127V126H58ZM86 127V126H85ZM104 128L105 126H99V129L100 128ZM119 127V126H118ZM122 127V126H121ZM127 127H129V125L127 126ZM132 127H134V126H132ZM152 127V126H151ZM164 127V126H163ZM162 127V129H164ZM167 127H170L169 125L167 126ZM173 127H170V128H172L173 129ZM98 128V127H97ZM106 128V127H105ZM124 128V127H123ZM123 128H121L122 130H124L125 131V133H124V135L123 136H126V138L127 137H129V136H127L128 134H126L127 133V129H123ZM130 128H131V126H130ZM149 128H150V126H149ZM152 128V129H153ZM161 128V127H160ZM160 128H157V129H159V134L161 135V133H160ZM35 129V128H34ZM52 129V128H51ZM50 129V130H51ZM59 129V128H58ZM90 129H91V126H90ZM106 129H108V128H106ZM120 129V128H119ZM118 129V130H119ZM129 129V128H128ZM131 129H133V128H131ZM130 129V130H131ZM153 129V130H154ZM168 128H166V129H164L165 130V132L166 133H169V132H167L166 130H167ZM175 129V128H174ZM178 129V128H177ZM176 129V130H177ZM43 130L44 129H42L41 131H42V133H43ZM60 130H62V129H60ZM84 130H85V132H84ZM93 130V129H92ZM91 130V131H92ZM96 130V129H95ZM95 130H94V133H95ZM109 130H111L110 128H109ZM114 130V129H113ZM121 130V131H122ZM134 130V129H133ZM150 130H151V128H150ZM169 130V129H168ZM171 130V129H170ZM175 130V132H173V134L174 133H176V132H178V131H176ZM35 131H36V129H35ZM39 131V130H38ZM46 131H48L47 129H46ZM45 131V132H46ZM59 131V130H58ZM96 131H98V130H96ZM136 131V130H135ZM135 131H131V132H133V134H130L131 136L132 135H134V132ZM44 132V133H45ZM49 132V131H48ZM52 133L54 132V130L53 131H51ZM106 132H108V130L106 131ZM110 132H112V131H110ZM147 132H146V134H147ZM156 132H157V130H156ZM162 132V131H161ZM164 132V131H163ZM42 133H40V134H42ZM44 133H43V137H44ZM59 133H60V131H59ZM94 133H93V135H94ZM99 133H100V131H99ZM115 133V132H114ZM113 133V134H114ZM119 133V132H118ZM120 133H123V131L122 132H120ZM129 133V132H128ZM136 133H137V131H136ZM140 133V134H141ZM151 133V131L149 132V134ZM153 133L154 134H156V135H158L157 133H155V131H153ZM38 133H36L35 135H37ZM45 134H47V133H45ZM49 134V133H48ZM54 134V133H53ZM97 134V136H98V133H96ZM95 134V135H96ZM101 134V133H100ZM99 134V135H100ZM126 134V135H125ZM139 133H138V135L137 136H139V138H141L140 136L142 135H140ZM146 134H144V136L146 135ZM148 134V135H149ZM153 134V135H154ZM162 134H164L165 135V133H162ZM171 135H172V133H170ZM177 134V133H176ZM179 134V133H178ZM109 135H112V133L111 134H109ZM109 135H108V138H109ZM115 135V134H114ZM114 135H112V136H114ZM116 135H119V134H116ZM136 135V134H135ZM148 135H147V138H145V139H150V137L152 138V139H154L155 137V135L152 137V136H150V137H148ZM152 135V134H151ZM167 135V134H166ZM165 135V136H166ZM50 136V135H49ZM96 136V137H97ZM102 136V135H101ZM169 135H167V137H168ZM34 137H36V136H34ZM39 137V136H38ZM38 137H36V138H38ZM100 137V136H99ZM107 137V136H106ZM116 138H117V136H115ZM120 137V136H119ZM171 137V136H170ZM173 137H174V135H173ZM35 138V139H36ZM45 138V137H44ZM116 138H114V140L116 139ZM137 138V137H136ZM135 138V139H136ZM144 138V137H143ZM143 138H141L142 139V141L143 140H145V139H143ZM41 139V138H40ZM39 139V140H40ZM48 139V138H47ZM51 139V138H50ZM53 139V138H52ZM99 139V138H98ZM109 139H111V138H109ZM124 140H125V137L123 138ZM131 139V138H130ZM129 139V140H130ZM133 139V138H132ZM138 139V138H137ZM136 139V142L138 141ZM151 139V140H152ZM42 140H46V138L45 139H42ZM54 140V139H53ZM113 140V139H112ZM113 140V141H114ZM118 140V139H117ZM127 140H128V138H127ZM128 140V141H129ZM31 141V140H30ZM49 141H51L52 142V140H49ZM55 141H54V143H55ZM126 141V140H125ZM134 141V140H133ZM140 141V140H139ZM146 142H147V144L150 142V140H145ZM40 142V141H39ZM38 142V143H39ZM106 142H107V140H106ZM109 142H110V140H109ZM132 142V141H131ZM135 142V141H134ZM35 143V142H34ZM37 143V144H38ZM47 142H45V144H46ZM105 143V142H104ZM128 144L130 143V142H127ZM138 143H141V142H138ZM41 144H42V146L41 147H37V148H35V150H34V154L35 155H37L38 157V162H37V160L35 161L34 159H37L36 157L35 158H32L33 159V161H35V163L34 162H30V161H32V160H30L29 161V159L28 158H26V159H19V160H5V158L2 156V155H4V154H2V153H0V159L1 158H4V163L2 164V166L0 165V167H2L3 168V170L5 171V176H6V174L8 173V175L9 174H11V175H14V176H18V177H21L22 179H24L25 181L26 180H28V182H40V181H43V182H54V184H56V182H58V181H60V180H68V179H71V178H73V179H76V178H78V180L77 181H75L74 183V185L72 186V188L70 189V187H69V189L66 187V186H64V184H63V186L64 187H66V190H64V187H63V190L61 191V189L59 190L60 191V193H62L63 191H64V193L62 194V196L64 197H66L67 195H69V197H71L70 199L72 200L73 198H79V200L80 199H85V198H88L87 200L89 201V198H91V197H96V198H98L99 197V199L101 198L102 200L103 199H106V200H110L109 202L111 203V204H113V205H115L116 206V204L117 205H119V206H121V213H122V216L119 218V217H117L116 219H115V223H111V224H107V225H105V226H103V227H100V226H97V225H93V223L92 224H90L88 221L86 222V221H84V220H81V219H79V218H76V217H73V216H70V215H67V214H65L64 212H62L61 210H57V211H55V212H52V211H54V210H52L51 212H52V214L51 213H47L46 215H53L54 217H56L57 219H58V221H60V224H62L63 225V227L65 226V229H66V226H68V225H71V227L73 226V228L75 227V228H77V227H79V228H81V229H84V230H86V231H89L90 232V230H92V232H97L98 230H104L105 231V234H107V235H109L110 237L111 236H117V235H119L118 237H121L122 235H121V233L122 232H125L124 230L126 229V231H128L127 229H129V225H131L132 226V224L135 222L136 223V225H138L137 223L138 222H136L137 220H139L140 219V217H141V215H143L144 213H148V211H150V212H153V211H155V210H163V209H165V211L166 210H169V211H176V210H184V209H192V208H198V207H202V208H208V209H210V208H216V207H220V208H223V209H227V210H235V211H251V213H257V214H259V213H262L263 215H264V190L263 191H261L260 190V192H257L255 195H253V196H251V197H249V198H245V197H243V196H236V197H234L233 198V200H231V201H224V202H218V203H215V202H213V201H210V200H201V199H198V198H193V197H180V196H174V197H172V198H167L166 199V197H165V195H164V197H162L161 195V197H158L157 196V194L156 195H153V196H151V195H142V194H140L138 191H137V188L136 187H132V188H125V187H123V186H121V185H118V184H114L113 185V182H114V180L112 181V179L109 177H107L106 179L104 178V180H102V179H100V178H97V176H95V175H91V176H86V175H84V177H81V175H83V174H80V172L82 173L84 170H85V168H86V166L89 164L88 162H89V160H86V159H84V158H80V157H78V156H73V157H70L69 155L68 156H64L65 158V162H66V160H67V163H68V165L66 164V167H64V165L63 166H55L54 164V166H50L51 165V163L52 162H50V164H48V162L46 161V157H48L47 155L48 154H50V153H52L51 152V150L50 149H53L51 146H52V144L50 145V146H45L44 147V141L43 142H41ZM40 144V145H41ZM44 144V145H43ZM50 144V143H49ZM132 145L134 144V143H131ZM146 144V143H145ZM39 145V146H40ZM54 146H56V144H53ZM59 145V144H58ZM64 145L62 146V147H64ZM104 145H106V144H104ZM130 145V144H129ZM142 146H143V144H141ZM195 145V144H194ZM197 145V144H196ZM195 145V146H196ZM252 145V144H251ZM31 146V145H30ZM29 146V147H30ZM34 146V145H33ZM38 146V145H37ZM60 146H61V144H60ZM116 146V145H115ZM135 146V145H134ZM137 146V145H136ZM192 146H193V144H192ZM191 146V147H192ZM194 146V147H195ZM248 146V145H247ZM48 147H51L50 149L48 148ZM65 147L64 148H62V149H65ZM138 147H141V146H138ZM203 146H200L199 148H202ZM257 147V146H256ZM259 147V146H258ZM58 148V147H57ZM61 148V147H60ZM110 148H111V146H110ZM116 148V147H115ZM143 148V147H142ZM196 148H197V146H196ZM205 148V147H204ZM209 148V147H208ZM254 148V147H253ZM118 149V148H117ZM192 149H194V148H192ZM203 149V148H202ZM207 149V148H206ZM205 149V150H206ZM246 149V148H245ZM244 149V150H245ZM256 149V148H255ZM257 149H259V148H257ZM256 149V150H257ZM56 150V149H55ZM54 150V151H55ZM59 150V149H58ZM67 150H68V148H67ZM260 150H263V149H260ZM29 151V150H28ZM60 151H63V150H59V152ZM65 151V150H64ZM63 151V152H64ZM73 151V152H74ZM247 151V150H246ZM250 151V150H249ZM29 152H31V151H29ZM95 152V151H94ZM120 152V151H119ZM201 152H202V150H201ZM208 152V151H207ZM210 152V151H209ZM251 152V151H250ZM249 152V153H250ZM254 152V151H253ZM257 152V151H256ZM262 152H264V151H262ZM261 152V153H262ZM54 153V152H53ZM68 153V152H67ZM70 153V152H69ZM210 153H212V151L210 152ZM2 154V155H1ZM31 155H30V157L32 156V152L30 153ZM55 154V153H54ZM70 154H72V153H70ZM76 154V155H77ZM84 154V153H83ZM89 154H90V152H89ZM88 154V155H89ZM101 154V155H102ZM263 154V153H262ZM57 155H59V153L57 154ZM78 155H80V154H78ZM85 155V154H84ZM256 155H258V154H256ZM259 155H260V153H259ZM62 156V155H61ZM92 156V155H91ZM105 156H104V158H105ZM52 156H50V158H51ZM57 156H55L54 157V159H56L57 160V158H59V156L56 158ZM103 157V156H102ZM262 157V156H261ZM53 158V157H52ZM61 159H63V157H60ZM107 158V160H109L108 159V157H106ZM255 158V157H254ZM253 158V159H254ZM256 158H258V156H256ZM31 159V158H30ZM113 159V160H114ZM115 159V160H116ZM27 160V161H26ZM48 160H50L49 158H48ZM59 160V159H58ZM57 160V161H58ZM115 160H114V162H115ZM118 160V161H119ZM257 160V159H256ZM263 160H264V158H263ZM263 160H261V162L263 161ZM59 161H61V160H59ZM92 161V160H91ZM91 161H90V163H91ZM126 161H127V159H126ZM258 161V160H257ZM62 162H63V160H62ZM58 163V162H57ZM57 163H56V165H57ZM59 163H61V162H59ZM93 164H94V161L92 162ZM97 163V162H96ZM109 163V162H108ZM124 163H126V162H124ZM255 163V162H254ZM63 164V163H62ZM62 164H60V165H62ZM105 164V163H104ZM107 164V163H106ZM258 164H260V163H258ZM88 166H90V165H88ZM95 166V165H94ZM264 166V165H263ZM93 167V166H92ZM257 167H258V165H257ZM260 167V166H259ZM89 168V167H88ZM90 168H91V166H90ZM256 168V167H255ZM84 169V170H83ZM264 169V168H263ZM83 170V171H82ZM89 170V169H88ZM1 171H2V169H1ZM87 171V170H86ZM90 171V170H89ZM87 172V173H90V172ZM119 170H117V172H118ZM262 171V170H261ZM259 172V171H258ZM86 173V172H85ZM119 173V172H118ZM120 174V173H119ZM4 175V174H3ZM7 175V176H8ZM122 175V174H121ZM2 176V175H1ZM86 176V177H85ZM124 176V175H123ZM4 177V176H3ZM7 178V177H6ZM13 178V177H12ZM21 179V180H22ZM17 180V179H16ZM20 180V181H21ZM13 181V180H12ZM11 181V182H12ZM19 181V180H18ZM25 181H24V184H25ZM13 182H15V181H13ZM61 182V181H60ZM42 183V182H41ZM73 183V182H72ZM27 184V183H26ZM46 184V183H45ZM59 184V186H60V183H58ZM28 185H30V184H28ZM27 185V186H28ZM70 185V184H69ZM53 186V185H52ZM58 186V187H59ZM31 187V186H30ZM39 187V186H38ZM54 187H56V186H54ZM33 188H35V187H33ZM50 189V188H49ZM58 189V188H57ZM40 190V189H39ZM48 191V190H47ZM52 191V190H51ZM54 192H55V189L53 190ZM8 192H9V190H8ZM43 192V191H42ZM6 193V192H5ZM11 193V192H10ZM41 193V192H40ZM0 194H1V192H0ZM30 194H34V193H30ZM56 194H57V192H56ZM59 194V193H58ZM49 195H51V194H49ZM2 196V195H1ZM4 196H5V194H4ZM55 196V195H54ZM57 196V195H56ZM33 199H34V197L33 196H31ZM36 197V196H35ZM39 197H40V195H39ZM44 197V196H43ZM195 197V196H194ZM44 198H46V197H44ZM50 198V197H49ZM42 199V198H41ZM48 199V198H47ZM65 199V198H64ZM67 200H68V198H66ZM99 199H97L98 201H99ZM57 201H58V199H56ZM70 200V201H71ZM74 200V199H73ZM79 200H78V203H79ZM93 200V199H92ZM28 201V200H27ZM50 201V200H49ZM57 201H56V203H57ZM60 201H62V199L60 200ZM84 201V200H83ZM90 201H91V199H90ZM89 201V202H90ZM96 201V200H95ZM41 202V201H40ZM45 202V201H44ZM55 202V201H54ZM93 202V201H92ZM100 202V201H99ZM103 202H106V201H104L103 200ZM102 202V203H103ZM24 203V202H23ZM22 203V204H23ZM27 203V202H26ZM59 203V202H58ZM74 203V202H73ZM83 203H85V202H83ZM86 203H87V201H86ZM101 203V204H102ZM44 204V203H43ZM62 204V203H61ZM69 204V203H68ZM74 204H76V203H74ZM108 204V203H107ZM64 206H67V205H65V203L63 204ZM99 205V204H98ZM46 206V205H45ZM44 206V207H45ZM62 206V205H61ZM71 206V205H70ZM94 206V205H93ZM96 206V205H95ZM68 207V206H67ZM34 208H36V206L34 207ZM40 208V207H39ZM46 208V207H45ZM45 208H42L41 207V210L42 209H45ZM70 208V207H69ZM69 208H68V210H69ZM120 208V207H119ZM31 209H33V208H31ZM49 209H51V208H49ZM37 210V209H36ZM40 210V211H41ZM48 210V208L45 210V211H47ZM63 210V209H62ZM31 211H33V210H31ZM35 211V210H34ZM33 211V212H34ZM65 211V210H64ZM37 212H39V209H38V211H36V213ZM49 212V211H48ZM150 212H149V214H150ZM156 212V211H155ZM157 212H159V211H157ZM161 212V211H160ZM35 213V214H36ZM40 213V212H39ZM39 213L37 214V216L39 215ZM121 213H120V215H121ZM32 214V213H31ZM43 214H45L44 212H43ZM43 214H40V215H43ZM119 214V213H118ZM262 214H260L261 215V217H262ZM32 215H34V214H32ZM148 215V214H147ZM37 216H35L36 217V219L38 218ZM45 216V215H44ZM53 216H51V217H53ZM119 216V215H118ZM151 216V215H150ZM43 217V216H42ZM47 217H50V216H47ZM53 217V218H54ZM144 217H145V215H144ZM260 217V216H259ZM264 217V216H263ZM52 218V219H53ZM55 218V219H56ZM119 218V219H118ZM139 218V219H138ZM143 218V217H142ZM39 219L41 220L42 218H41V216L39 217ZM38 219V220H39ZM56 219V220H57ZM146 219V218H145ZM149 219V218H148ZM38 220H36L37 222H38ZM44 220V218L42 219V221ZM54 220V219H53ZM147 220V219H146ZM34 221H35V219H34ZM35 221V222H36ZM45 221V220H44ZM58 221H54V223L53 222H51V221H49V222H51V225H52V223L53 224H56L55 222H57V224L59 223ZM142 221H143V219H142ZM145 221V220H144ZM40 223V222H39ZM39 223H37L36 225H38ZM47 223H48V221H47ZM49 224V223H48ZM35 225V224H34ZM35 225V226H36ZM99 225V224H98ZM135 225V224H134ZM135 225V226H136ZM58 226V225H57ZM40 227V226H39ZM70 227V226H69ZM70 227V228H71ZM127 227V228H126ZM133 227V226H132ZM132 227H130V228H132ZM59 229H60V227H58ZM62 230V229H61ZM74 230V229H73ZM262 232H264V224H263V226H262ZM76 231V230H75ZM83 231V230H82ZM25 232V231H24ZM62 232V231H61ZM69 232V231H68ZM71 232V231H70ZM100 232H102V231H100ZM27 233H29V231L27 232L26 231V235H27ZM34 233V232H33ZM60 233V232H59ZM66 233V232H65ZM91 233V232H90ZM25 234H20V235H25ZM73 234V233H72ZM92 234V233H91ZM95 234V233H94ZM93 234V235H94ZM29 235H30V233H29ZM28 235V236H29ZM67 235V234H66ZM104 235V234H103ZM27 236V237H28ZM34 236V235H33ZM69 236V235H68ZM72 236V235H71ZM95 236H97V235H95ZM100 235L98 234V237H99ZM106 236V235H105ZM17 237H18V235H17ZM17 237L15 238L14 237V241L13 242H15V239L17 240ZM20 237V236H19ZM59 237H62V236H59ZM92 237V236H91ZM109 237V238H110ZM31 238V240L33 239L32 237H30ZM64 238V237H63ZM62 238V239H63ZM100 238V237H99ZM113 238V237H112ZM115 238H117V237H115ZM114 238V239H115ZM20 239V238H19ZM26 239V236H25V238H24V236L20 239V240H17V242H16V244L15 245H17L18 247L21 245L20 243L22 242V241H26L25 240ZM65 239V238H64ZM87 239H90V238H87ZM87 239H85L86 240V242L88 241ZM93 239V238H92ZM28 240H30V239H28L27 238V241L26 242H29ZM95 240H97V239H95ZM94 240V241H95ZM90 241V240H89ZM25 242V243H26ZM86 242H84V241H80L79 239H78V237L76 238L75 237V239L73 240H69V241H67V243H69V244H67V243H65V244H67L66 246H62V248H60V246H59V254H58V256L59 257H61V255L63 256L64 254H66V253H68L69 254V252H71L72 253V251H77V250H80V249H84V248H86ZM93 242V241H92ZM91 242V243H92ZM244 242V241H243ZM242 242V243H243ZM31 243V242H30ZM238 243V242H237ZM238 244L237 246H236V248H235V251H236V253H237V256L239 257V255L241 256L240 258L242 259V256H244L247 252H248V250H249V245H250V243L251 242H249V245H248V247H247V245H245V244ZM8 244H10V242L8 243ZM20 244V245H19ZM62 244H64V243H62ZM88 244H90L89 242H88ZM246 244H247V242H246ZM14 245V244H13ZM21 246H24V244L23 245H21ZM89 246V245H88ZM251 246V245H250ZM7 247L9 248H12L13 246H10V245H6L5 246V250L7 251ZM15 247V246H14ZM13 247V248H14ZM235 247V246H234ZM252 247V246H251ZM251 247H250V249H251ZM10 248H9V250H10ZM16 248V247H15ZM89 248V247H88ZM17 249V248H16ZM58 249V248H57ZM57 249H56V251H57ZM87 249V248H86ZM9 250H8V252H9ZM19 250H20V247H19ZM28 250V249H27ZM26 250V251H27ZM88 250V249H87ZM86 250V251H87ZM25 251V252H26ZM54 251V250H53ZM14 252H16V251H13V253ZM47 252V251H46ZM45 252V253H46ZM80 252V251H79ZM78 252V253H79ZM84 252V251H83ZM12 253V252H11ZM17 253H18V250H17ZM20 253V252H19ZM48 253V252H47ZM50 253H52L51 251H50ZM47 254V255H41V256H39V257H37L38 256V254H37V256L35 255V258H34V256L32 257V259H30V260H23L20 264H41V262L42 261H45L46 262V260L47 261H49V259L51 260V261H53V258H54V256H56L55 255V253H52V254ZM57 253H58V251H57ZM73 253H75V252H73ZM72 253V254H73ZM24 254V253H23ZM80 254V253H79ZM81 254H82V252H81ZM247 255V254H246ZM66 256V255H65ZM64 256V257H65ZM71 256V255H70ZM30 257V256H29ZM29 257H27L28 259H29ZM31 258V257H30ZM56 258H58V257H56ZM69 258V257H68ZM58 259H60V258H58ZM64 259V258H63ZM54 260H55V258H54ZM57 260V259H56ZM60 261V260H59ZM61 261H62V259H61ZM54 262V261H53ZM45 264V263H44Z\"/></svg>",
    "mask_w": 264,
    "mask_h": 264
}]
</instances>
